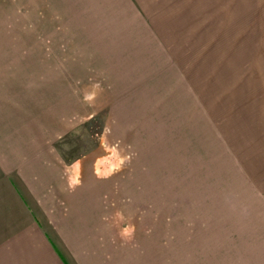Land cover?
Returning <instances> with one entry per match:
<instances>
[{
  "label": "rangeland",
  "instance_id": "rangeland-1",
  "mask_svg": "<svg viewBox=\"0 0 264 264\" xmlns=\"http://www.w3.org/2000/svg\"><path fill=\"white\" fill-rule=\"evenodd\" d=\"M138 3L0 0V169L71 264H264V0Z\"/></svg>",
  "mask_w": 264,
  "mask_h": 264
},
{
  "label": "crops",
  "instance_id": "crops-1",
  "mask_svg": "<svg viewBox=\"0 0 264 264\" xmlns=\"http://www.w3.org/2000/svg\"><path fill=\"white\" fill-rule=\"evenodd\" d=\"M129 1L137 8L139 0H112L124 6ZM15 157L19 162L14 167L0 169V264H71L45 232L51 221L42 219L38 193L50 190L49 171L44 174L37 156L31 161Z\"/></svg>",
  "mask_w": 264,
  "mask_h": 264
}]
</instances>
